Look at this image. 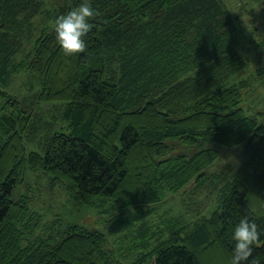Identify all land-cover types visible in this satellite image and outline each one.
Masks as SVG:
<instances>
[{"label":"trees","instance_id":"16d2710c","mask_svg":"<svg viewBox=\"0 0 264 264\" xmlns=\"http://www.w3.org/2000/svg\"><path fill=\"white\" fill-rule=\"evenodd\" d=\"M46 1L0 0V264L123 257L120 239L112 247L84 223L43 229L31 195H13L35 174L132 235L143 251L133 264H230L234 224L246 215L264 228V113L242 105L240 16L224 0H91L85 48L66 55L49 21L81 0ZM255 71L264 80V62ZM240 144L239 167L210 170L221 145ZM193 182L218 190L209 214L148 222ZM248 264H264V235Z\"/></svg>","mask_w":264,"mask_h":264},{"label":"rangeland","instance_id":"374dc122","mask_svg":"<svg viewBox=\"0 0 264 264\" xmlns=\"http://www.w3.org/2000/svg\"><path fill=\"white\" fill-rule=\"evenodd\" d=\"M54 2L51 8L54 10L57 6L63 4V0H47L46 2ZM227 7L240 16L243 27V35L240 37L241 52L250 59V66L246 71L241 73V77L247 80V86L243 90L242 105L252 116H260L264 113V80L256 74L255 69L264 62V13L262 12L261 2L253 0H224ZM49 8V4H48ZM51 10L53 12L54 10ZM53 14V13H52ZM51 22L54 24L53 15ZM41 17V16H40ZM39 24V18L35 20ZM241 78V79H242ZM25 79L19 76L12 84L17 89L21 82ZM23 86L25 84H22ZM39 83H35L34 87H39ZM21 87V92H26L28 89L25 85ZM35 88V89H36ZM32 89V88H31ZM244 144L234 147L221 145L220 155L217 161L211 165L210 170L214 171L228 163L237 167L240 165L245 156H242V148ZM239 167V166H238ZM223 168V167H222ZM220 170V169H219ZM28 179L27 185H19L13 195L17 198L21 192H28L31 195V210L42 219V227L46 229L52 224V220L62 218L65 221L80 222L104 231L109 238L112 247L118 246L120 243V251L123 252V257H120V262L116 264H133L135 260L143 253L139 248H136V241L129 233L113 234L110 230V223L107 222L108 216H104L97 209L78 210L73 203L68 200V194L65 189L60 187L49 186V181L44 177H34ZM218 190L213 188V185L206 186L202 191L197 190L195 183H190L176 193H170L163 202L158 204L157 210L152 215L147 217L148 222L154 224L156 229L158 225H162L164 218L168 219L174 215H181L188 220H195L203 215H207L216 206V197ZM188 215V216H185ZM165 216V217H164ZM164 217V218H163ZM162 228V227H161ZM42 229V230H43ZM35 234H38L37 231ZM31 235L30 238H34ZM147 264H154L153 261Z\"/></svg>","mask_w":264,"mask_h":264},{"label":"clouds","instance_id":"9594fccd","mask_svg":"<svg viewBox=\"0 0 264 264\" xmlns=\"http://www.w3.org/2000/svg\"><path fill=\"white\" fill-rule=\"evenodd\" d=\"M96 15L98 13L92 7L91 0H81L78 6L55 19L53 25L55 38L66 55L83 51L84 37L92 27L89 21ZM262 235H264V228L248 216H242L232 229L233 255L230 258V264H248L254 246L258 244Z\"/></svg>","mask_w":264,"mask_h":264}]
</instances>
